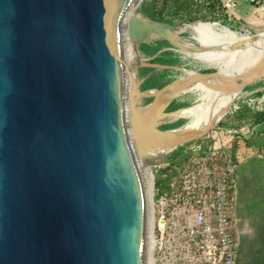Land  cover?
Returning <instances> with one entry per match:
<instances>
[{
    "label": "water",
    "instance_id": "95a60500",
    "mask_svg": "<svg viewBox=\"0 0 264 264\" xmlns=\"http://www.w3.org/2000/svg\"><path fill=\"white\" fill-rule=\"evenodd\" d=\"M136 1L0 0V264H146L138 157L204 138L264 80V56L235 76L152 62L164 50L129 61L126 39L189 50L177 31L192 22L153 21ZM145 68L181 75L142 90ZM199 85L233 96L221 121L162 129Z\"/></svg>",
    "mask_w": 264,
    "mask_h": 264
},
{
    "label": "built area",
    "instance_id": "2783aa9c",
    "mask_svg": "<svg viewBox=\"0 0 264 264\" xmlns=\"http://www.w3.org/2000/svg\"><path fill=\"white\" fill-rule=\"evenodd\" d=\"M236 1L222 0L231 22L235 19L229 13ZM241 1L264 9V0ZM258 111L264 112V96ZM251 130L252 124L219 123L204 138L188 144L176 171L159 181L154 175L152 264H236L238 172L249 160L264 159L260 151L247 147Z\"/></svg>",
    "mask_w": 264,
    "mask_h": 264
},
{
    "label": "bare ground",
    "instance_id": "6f19581e",
    "mask_svg": "<svg viewBox=\"0 0 264 264\" xmlns=\"http://www.w3.org/2000/svg\"><path fill=\"white\" fill-rule=\"evenodd\" d=\"M137 4V1H136ZM135 4V5H136ZM134 5V6H135ZM132 8L131 12H133ZM130 12V13H131ZM208 24H213L206 27ZM220 31V34L217 33ZM196 33L203 37L206 42L219 49V53L203 51L195 46L191 41L183 38L182 34ZM177 37L188 48L191 56H198L213 64L219 71L235 76L245 73L252 68L264 56V32L259 34L254 42L247 40L242 46L237 45L248 37H243L227 27H221L215 23H197L181 26L177 31ZM187 52V51H186ZM136 47L126 39V56L127 59H136ZM136 83V74L133 79L128 78L127 88L130 89ZM202 92L203 103L198 106L183 108L174 114L166 116L162 121H179L182 117L188 119L182 130H202L208 127L211 121L218 123L223 118L224 111L234 100L233 96L222 95L219 91L210 89L204 85H199L195 89ZM237 99V98H236ZM172 150L165 147H148L146 154L138 157V163L142 174V179L147 197V243H146V264H152V227H153V209L152 196L154 188V174L149 171L150 165L164 163Z\"/></svg>",
    "mask_w": 264,
    "mask_h": 264
},
{
    "label": "rangeland",
    "instance_id": "374dc122",
    "mask_svg": "<svg viewBox=\"0 0 264 264\" xmlns=\"http://www.w3.org/2000/svg\"><path fill=\"white\" fill-rule=\"evenodd\" d=\"M138 1L139 0H137V2ZM141 1H142V5H144V4H151L156 0H141ZM237 11L241 16L245 17L247 14H249L252 11V6L247 3L242 2V3H239V6L237 7ZM223 23L227 24L228 26L223 25L222 23H219L221 27H227L233 30L234 32H236L237 34H239L240 36L251 37L253 35H257V34H252V33L250 34L251 36L241 34L239 33L240 31L237 29H234V27L231 26L229 22L228 23L223 22ZM193 24H197V23H193ZM215 24H218V23H215ZM211 25L213 24L206 25V26L209 27ZM217 33L220 34V31H217ZM181 36L191 41L195 46H197L203 51H208L211 53L220 52L219 49L209 45L203 37H200L196 33L182 34ZM156 43L157 41H152L149 44L156 46ZM180 43L182 46L186 47L183 42H180ZM140 46L141 44H139L138 49H136L137 51L136 59L138 57H141V58L150 57L144 54L140 50ZM161 50H164V51L160 54V56H163L165 58H171L173 60V63L170 66H179V67L186 68L189 71H197V72L199 71L204 72L206 70L214 71L213 69H217L216 67L213 66L212 63L207 62L203 58L198 57V56H191L188 53V51L186 52L185 50H182V49L173 50L172 47H170L169 45L164 46ZM209 68H212V69H209ZM180 75H181L180 72H177L174 70H156L153 72L146 73L143 69H140L137 74L139 81H141L142 79H149L150 77L158 76L161 78L163 82H168V81L171 82L179 78ZM131 79H133V75L131 76ZM203 95L204 94L200 91L191 90L189 93L179 97L176 101H174L167 111H176V110H180L183 108L193 107L196 105L200 106L203 103L202 102ZM263 96H264V80L254 84L249 89L247 88L245 91H243L239 95V97H237L231 110L224 117V119L220 122V124L224 123L225 125L228 123H231V124L235 123V124H240L241 126H247L251 124L253 126L256 125V123H254V119H255L256 114L259 113L258 101L262 99ZM150 102L151 100H144L143 104L148 105L150 104ZM178 122H182V125H184L188 123V119H186L185 117H182L176 123ZM225 127H228V126H225ZM188 147L189 146L186 145L183 148L182 153L185 154ZM173 152H171V154ZM261 153L264 155V149ZM170 155L167 157L164 163L150 165L149 171L155 175V181L157 180L159 181L161 177H163V175L165 176L166 173H168L167 168L164 169V167H166L167 165L170 166L173 164L170 161H168V158L170 157ZM179 164L182 165V160L179 161Z\"/></svg>",
    "mask_w": 264,
    "mask_h": 264
},
{
    "label": "trees",
    "instance_id": "16d2710c",
    "mask_svg": "<svg viewBox=\"0 0 264 264\" xmlns=\"http://www.w3.org/2000/svg\"><path fill=\"white\" fill-rule=\"evenodd\" d=\"M142 10L151 20L162 23L189 21L192 22V24L193 22L222 23L226 26L228 25L224 24L223 22L231 23L227 15H225L224 10L222 9V0H156L151 4H144L142 6ZM185 25L191 24H184L182 26ZM166 45L169 44L165 41H157L156 46H153L149 43H142L140 46V50L144 54L152 57L160 52L161 49ZM152 62L162 65H171L173 63V60L171 58L159 56ZM143 70L146 73L155 71L150 68H145ZM168 83L169 81L163 82L158 76L150 77L149 79H146V81L142 85V90H148L158 87L162 88ZM250 87H248V89ZM254 123H264V112H259L256 114ZM221 125L228 127H241L240 124L235 123H228L225 125L224 123H221ZM180 126H182V122L166 125L163 127V129H173ZM184 147L185 146L176 149L168 158V161L173 163L167 168L169 173H173L179 167L180 164L178 160L181 159L184 155V153H182Z\"/></svg>",
    "mask_w": 264,
    "mask_h": 264
},
{
    "label": "crops",
    "instance_id": "0c3cea01",
    "mask_svg": "<svg viewBox=\"0 0 264 264\" xmlns=\"http://www.w3.org/2000/svg\"><path fill=\"white\" fill-rule=\"evenodd\" d=\"M242 2L244 1L237 0L234 10L229 13L235 19L230 23L231 26L240 32L247 31L257 35L263 33L264 9L252 6V11L243 17L237 11L239 3ZM253 127H255L254 131L247 132V147L262 152L264 149V123L256 124ZM257 197L264 200V161L255 159L242 165L239 169L236 199L237 203L241 204L256 200Z\"/></svg>",
    "mask_w": 264,
    "mask_h": 264
},
{
    "label": "flooded vegetation",
    "instance_id": "af4514ba",
    "mask_svg": "<svg viewBox=\"0 0 264 264\" xmlns=\"http://www.w3.org/2000/svg\"><path fill=\"white\" fill-rule=\"evenodd\" d=\"M252 160L255 159L248 162ZM236 209L239 241L236 264H264V200L257 197L251 202L237 203Z\"/></svg>",
    "mask_w": 264,
    "mask_h": 264
}]
</instances>
